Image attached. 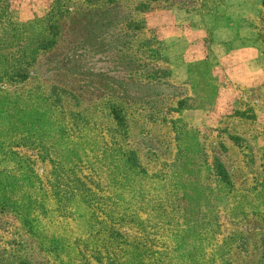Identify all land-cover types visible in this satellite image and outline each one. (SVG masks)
Returning <instances> with one entry per match:
<instances>
[{
    "label": "rangeland",
    "instance_id": "rangeland-1",
    "mask_svg": "<svg viewBox=\"0 0 264 264\" xmlns=\"http://www.w3.org/2000/svg\"><path fill=\"white\" fill-rule=\"evenodd\" d=\"M52 1L10 3L23 23ZM97 1L70 0L30 77L0 85V264H264V89L220 104L214 36L264 66L261 0ZM174 15L205 35L186 68V41L162 38Z\"/></svg>",
    "mask_w": 264,
    "mask_h": 264
},
{
    "label": "trees",
    "instance_id": "trees-1",
    "mask_svg": "<svg viewBox=\"0 0 264 264\" xmlns=\"http://www.w3.org/2000/svg\"><path fill=\"white\" fill-rule=\"evenodd\" d=\"M85 1L94 4L98 3L97 0ZM155 1L158 0H145L140 2L138 7L142 10H148L149 5ZM69 2L70 0H53L46 16L36 17L33 20L22 23L14 17L15 11L11 6L10 0H0V85L6 80L23 81L30 77V72L40 53L54 46L59 31L58 18L68 12ZM261 5L264 7V0H261ZM22 41L25 43L23 47L19 45L15 52H12L11 49L5 52L11 47V44L17 46ZM63 93L64 91L56 86L50 88L45 99L48 106L57 104L58 107L64 109L66 104ZM110 113L117 122L118 127L124 128L125 117L122 115L121 109L114 106ZM114 134L117 135V132L114 131ZM122 155L127 161H131L133 165L137 164V157L133 151L124 150ZM212 167L217 178L224 182L229 181L225 168L217 158L213 159ZM81 192H83L81 195L87 200L86 190L82 189ZM261 213L264 216V212H258V214ZM110 231L113 235L118 234L121 236L120 232L114 228H110ZM16 264L30 263L19 261Z\"/></svg>",
    "mask_w": 264,
    "mask_h": 264
},
{
    "label": "crops",
    "instance_id": "crops-1",
    "mask_svg": "<svg viewBox=\"0 0 264 264\" xmlns=\"http://www.w3.org/2000/svg\"><path fill=\"white\" fill-rule=\"evenodd\" d=\"M175 16L177 15H174V20L170 27L167 26V28L165 27L163 29L162 38L164 41L168 42L166 43L167 45H173L174 43H178V41H186L189 47L187 48L186 46L183 55V64L186 68L195 61L204 58V55H197L191 50L192 47H194V49L195 47H198L199 49V46H197V43L199 44V42H196V37L199 39V36L200 38H203L205 35L201 33L202 30L200 28L197 29L194 28V26H178L176 23L180 21L179 19H175ZM183 21H187V18L184 17ZM228 29L229 28L220 27L214 33V36H216L217 39L216 50L218 51V65L224 69L226 79L231 82L230 86L222 88L220 92L221 96L218 98L220 104L224 103V105L230 101L235 92L238 91L237 89L239 87H261L264 89V66L258 62V50L251 45L232 49L225 47V43L228 44L229 40L232 39V34L227 31ZM189 43L192 44L189 46Z\"/></svg>",
    "mask_w": 264,
    "mask_h": 264
}]
</instances>
